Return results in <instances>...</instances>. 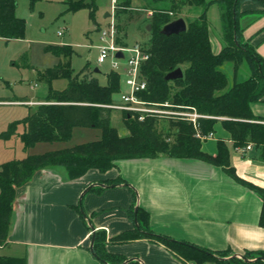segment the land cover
Wrapping results in <instances>:
<instances>
[{
    "label": "trees",
    "instance_id": "trees-1",
    "mask_svg": "<svg viewBox=\"0 0 264 264\" xmlns=\"http://www.w3.org/2000/svg\"><path fill=\"white\" fill-rule=\"evenodd\" d=\"M139 7L143 12L153 11L154 17L148 20L152 34L145 46L150 57L142 66V73L147 78V89L140 97L148 102L169 103L171 110L194 108L207 118L198 119V129L185 120H166L169 127H161L160 120L150 117L141 122L129 113L124 115L128 130L126 135L111 124L112 105L115 97L122 93L121 73L113 71L107 75V83L101 84L89 66L75 73L71 65L74 54L72 46H50L47 49L66 59L47 72L51 82L56 79L68 80V87L63 91L52 88L47 100L23 120L13 122L0 139L9 140L23 127L21 139L25 151L38 143L68 141L75 128H95L102 132L100 140L80 144L71 148L56 150L42 155H31L24 159L12 160L0 165V248L7 244L14 215L17 190L41 170L63 168L68 179L77 181L90 172L105 175L117 168L121 161L136 159H154L161 155L177 159H198L221 167L229 177L242 182L262 199L259 225L264 228V189L240 179L231 165V151L225 140L218 141L216 156L205 153L202 144L205 140L197 137L213 133L215 126L221 123L232 141V148H246L253 144L262 151L264 159V117L256 116L252 105L264 101V55L258 53L252 45L254 36L244 37L242 19L250 14L264 15V0H143ZM252 1L259 7L255 11H243L245 2ZM135 0H116L115 19L118 29V44H125L120 33L127 36V27L122 19L130 18L135 11ZM68 10L76 12L88 9L90 18L95 20L96 0H66ZM217 4L221 21L222 50L215 54L210 39L208 12ZM15 0H0V39L13 40L25 37L27 22L16 15ZM201 9L190 19L184 15L186 10ZM183 18L187 30L167 36L162 33L165 25ZM146 25V29H147ZM232 64L234 68L233 84L222 69ZM249 68L250 76L238 81L241 67ZM181 68L184 76L175 81H166L168 73ZM106 185L129 187L121 177L100 181ZM94 187L92 190H101ZM136 196V193H134ZM135 205L129 210L134 221ZM76 210L81 212L80 205ZM84 210V209H83ZM138 221L141 230L136 228L113 237L111 241L128 243L140 239H149L164 245L170 252L185 262L196 264H264V252L247 251L244 256L251 262L235 257L230 249L212 251L184 241H178L165 235H157L149 228V216L139 207ZM91 221V219H89ZM106 232H96L94 251L97 256L111 264H122L128 259L123 255L109 253ZM0 264H27L25 258L0 254ZM129 264H139L133 261Z\"/></svg>",
    "mask_w": 264,
    "mask_h": 264
},
{
    "label": "crops",
    "instance_id": "crops-1",
    "mask_svg": "<svg viewBox=\"0 0 264 264\" xmlns=\"http://www.w3.org/2000/svg\"><path fill=\"white\" fill-rule=\"evenodd\" d=\"M242 9L255 11L259 7L248 1ZM252 15L241 21L244 37L254 36L252 45L264 55V16ZM255 104L254 114L264 117V106ZM220 139L230 148L237 176L264 189L261 149L255 145L251 150L233 149L228 132L218 123L214 137L203 142V151L216 156ZM117 176L129 187L120 184L87 192L82 199L87 218H83L76 210L83 191ZM137 203L148 214L149 228L157 235L212 251L230 249L234 255L264 252V228L259 225L262 199L257 192L233 180L221 167L161 155L121 161L105 175L90 172L77 181L69 180L63 168L38 171L17 190L9 240L0 254L25 258L27 264H103L90 251L92 225L96 232H106L109 253L136 258L139 264H196L181 260L153 240L111 241L135 228L129 210Z\"/></svg>",
    "mask_w": 264,
    "mask_h": 264
},
{
    "label": "rangeland",
    "instance_id": "rangeland-1",
    "mask_svg": "<svg viewBox=\"0 0 264 264\" xmlns=\"http://www.w3.org/2000/svg\"><path fill=\"white\" fill-rule=\"evenodd\" d=\"M15 1L17 2L16 15L26 20L27 28L23 39H0V135L8 130L11 123L19 122L28 116L37 105L14 102L40 103V101L47 100L50 88L63 91L68 87V80L66 79H56L51 82L48 80L46 75L49 69L66 61L65 58L49 51L48 47L52 45L72 46L74 54L71 57V65L75 73L81 72L88 65L93 76L98 78L101 84H106L107 75L115 71L112 65V57L104 64L98 63L100 47L111 45L109 40H102V33L110 29L112 18L115 17L114 0H96L98 9L95 20L90 18V12L86 8L76 12L69 11L66 0ZM143 5H145V1L135 0L133 7L136 12L130 18L121 20V24H125L127 27V36L124 39V32L120 33L125 44L119 45L125 46L129 50L137 43L145 46L152 36L150 31L146 29L148 24L146 12L139 9ZM200 12L201 9H191L186 10L184 15L194 19ZM107 13L112 14V16L106 17ZM263 16L252 15V17L257 18ZM208 21L212 49L215 54H218L222 50L223 43L221 39L222 25L217 4L210 8ZM126 55L127 58L130 56L129 53ZM125 61H121L122 65L125 64ZM96 68L100 70L99 73H95ZM222 69L229 77V84H233V65L226 64ZM249 76V68L243 65L237 80L243 81ZM121 77L122 92H126L128 91L125 86L126 75L122 73ZM120 101L121 94H118L115 97V103ZM255 105L264 106V103H256ZM124 115L122 110L112 109L111 124L120 134L126 135L128 130L124 123ZM160 126L167 128L169 124L164 120ZM22 133L23 127L19 126L18 133L11 139L6 141L0 139V165L31 155H42L97 141L102 137V132L99 129L75 128L71 139L68 141L38 143L34 148L25 151L21 139Z\"/></svg>",
    "mask_w": 264,
    "mask_h": 264
},
{
    "label": "built area",
    "instance_id": "built-area-1",
    "mask_svg": "<svg viewBox=\"0 0 264 264\" xmlns=\"http://www.w3.org/2000/svg\"><path fill=\"white\" fill-rule=\"evenodd\" d=\"M116 0H114L115 8ZM146 17L148 20H151L154 17L153 11H147ZM113 21L110 29L102 33V40H109L111 45H103L99 49L98 63L104 64L107 60L113 58V69L121 74L126 75L125 86L128 88V91L121 93V101L115 103L111 107L113 109H120L124 113H129L133 117L139 119L143 122L150 117H155L160 120H185L192 123L196 129H198V119L207 118V116L201 115L194 108H184L182 110H171L169 103L157 104L151 103L143 100L140 97V94L147 89V78L142 73V66L149 59L150 55L146 49L139 43L135 44L132 49H127L125 46H121L117 43L118 31L116 27L115 17L113 16ZM60 35L62 33H59ZM122 52L124 58H118L116 54ZM126 53H129L127 58ZM122 60H126L125 64L122 65ZM119 70V71H118ZM14 103H30V104H41V103H32V102H14ZM197 137L201 140H208L214 137V134L211 133L208 136H203L199 132ZM253 144L248 145L246 148L251 150Z\"/></svg>",
    "mask_w": 264,
    "mask_h": 264
},
{
    "label": "water",
    "instance_id": "water-1",
    "mask_svg": "<svg viewBox=\"0 0 264 264\" xmlns=\"http://www.w3.org/2000/svg\"><path fill=\"white\" fill-rule=\"evenodd\" d=\"M112 14L110 13H107L106 14V17H111ZM147 30L148 31H151V25H147ZM187 30V23L186 21L183 19V18H179L177 20H174L172 21L171 23L167 24L164 26V28L162 29V33L167 35V36H170V35H174V34H179L181 32H184ZM116 56L118 58H124V54L122 52H118L116 54ZM100 70L98 68L95 69V73H99ZM184 76V73H183V70L181 68H178L170 73H168L165 77V80L166 81H175V80H178V79H182ZM128 185V184H127ZM117 185H105V184H102V183H95V184H92L90 185L89 187H87V189H85L80 197V200H79V205L81 207V212L84 214V210H83V207H82V199L84 197V195L89 192L91 190V188H94V187H102V188H106V187H115ZM129 186V185H128ZM139 204L137 203V205L135 206V209H134V214H135V219H134V225H135V228L138 229V230H141L140 228V224H139V221H138V212H139ZM84 216H86V214H84ZM91 230H92V238H91V245H90V251L92 253V255L98 259L100 262H102L103 264H109L107 261L105 260H102L99 256L96 255L95 251H94V244H95V237H96V230L95 228L91 225ZM235 257H238V258H241L247 262H251L252 260L246 258L243 254H235L234 255ZM138 259L134 258V259H130V260H127L125 263L123 264H129L133 261H137ZM255 260H263L264 261V257L260 256L258 257L257 259Z\"/></svg>",
    "mask_w": 264,
    "mask_h": 264
}]
</instances>
